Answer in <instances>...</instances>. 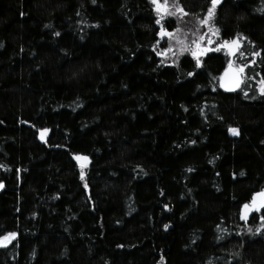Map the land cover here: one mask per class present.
<instances>
[{
	"label": "trees",
	"instance_id": "trees-1",
	"mask_svg": "<svg viewBox=\"0 0 264 264\" xmlns=\"http://www.w3.org/2000/svg\"><path fill=\"white\" fill-rule=\"evenodd\" d=\"M157 19L151 0H0V264H264V209L241 218L264 190V0H223L216 40L247 56L216 42L199 66L162 61ZM230 60L248 67L227 92Z\"/></svg>",
	"mask_w": 264,
	"mask_h": 264
},
{
	"label": "snow or ice",
	"instance_id": "snow-or-ice-1",
	"mask_svg": "<svg viewBox=\"0 0 264 264\" xmlns=\"http://www.w3.org/2000/svg\"><path fill=\"white\" fill-rule=\"evenodd\" d=\"M223 0H210V6L207 8L206 16L203 18H197L199 21V24L201 26L208 25L209 31L212 32L214 35L219 34L221 32V29L215 25L214 17L216 15V10L218 6L222 4ZM93 3H95V0H93ZM151 3L155 7V11L160 14V19L156 20V24L160 25V32L158 33L161 37H168L169 40H175L176 45L179 47V52L173 51V44L169 43V47L165 50L166 54L167 52H173V55L179 56L180 54L184 53L185 51H188L191 49V45L194 44L197 49H200V41L204 40L206 37L205 35H201L199 39L192 41L189 43L188 38L185 36L181 38L179 35H174L175 33H179L180 29H175L174 31H168L167 28L163 24H161V20L164 19L165 15H172L175 16L178 13L182 15H188V13L185 11L183 6L179 3V0H175V2L172 4L171 9L169 8L168 0H151ZM23 14V13H22ZM56 35H60L59 32L56 33ZM248 38L246 36H243L241 33H237L236 36L229 40L224 39L223 42L219 45V48H226L228 49L229 55L236 56L237 54L240 57H246L247 53L243 51V42L247 41ZM212 41L209 40L208 43H211ZM0 47H3L2 44H0ZM209 49H203L200 51H193V56L197 57V66H199V55L203 54V52L208 51ZM261 53L259 52H253L251 53L252 56H260ZM233 61H229L228 68L225 69L224 77H222L221 87L225 88L226 90L235 91L237 89H241L242 85L245 84V74L246 69L248 67V63H240L236 67H233ZM254 64V62H252ZM194 73L189 72L188 75L191 76ZM254 79V77H252ZM259 91L261 95H264V79L260 81V87ZM244 95L247 96L248 92L244 91ZM49 129H41V135L40 138L43 140L44 133L48 132ZM229 131L234 135H240V129L238 127H229ZM192 143H195L193 141ZM75 159L80 162L81 167V174L80 178L81 180L85 179L86 173L84 172L85 162L89 160V157L83 154H74ZM0 167H4V165H0ZM189 171H192V169H189ZM243 175V173H241ZM87 183H85V187H87ZM0 187H3L2 184H0ZM264 209V190H261L260 192L254 193L253 198L249 203H245L242 206V213L241 218L247 219L248 214L252 212L253 210H262ZM261 221L264 222V216L260 217ZM166 229L168 228V225L164 226ZM264 228V223L261 224L260 227L256 228V232H260L261 229ZM226 231V230H225ZM249 232H252L253 229L251 227L248 228ZM17 236V233L15 232H9L4 237H0V246H6L5 242H11L12 239H15ZM223 239V237H220ZM122 247V245H121ZM163 260V257L161 258Z\"/></svg>",
	"mask_w": 264,
	"mask_h": 264
},
{
	"label": "rangeland",
	"instance_id": "rangeland-1",
	"mask_svg": "<svg viewBox=\"0 0 264 264\" xmlns=\"http://www.w3.org/2000/svg\"><path fill=\"white\" fill-rule=\"evenodd\" d=\"M168 4H169V8L171 9V6L173 3L170 0H168ZM156 14H157V12H156ZM169 16L174 18V26L175 27L171 31H174L177 28L181 30L179 33L174 32V35H179V36H181V38L186 36L188 38L189 43L199 39V37L202 34L205 35V37H206L204 40L200 41V49H197L196 46L194 44H192L191 49L188 51H185L184 53L191 55V57H193V58L194 57L197 58L196 56H193V54H192L193 51H200L203 49H212L211 48L212 45H213V47L214 46L216 47L215 43L217 42V40H216L217 35H214L212 32L209 31L208 25L201 26L199 24L197 17H194V16L189 17V16H185V15H182L179 13L175 16H172V15H169ZM209 40H211L212 42L208 43ZM160 41L164 43V47L161 48V45H160V48L158 49L159 54L162 58V61L163 60H164V62L175 61L178 56L173 55V52H167L166 54H164L165 50L169 47V43L173 44V51L174 52H179V47L176 45L175 40L170 41L168 37H166V36L161 37L160 36ZM217 44H218V42H217ZM224 49H225L226 53H229L228 49H226V48H224ZM184 53H182V54H184ZM202 55L203 54L199 55V61H200V57ZM47 133L48 132L44 133V137H46ZM40 135H41V131L39 132V137H40ZM6 234L1 235L0 237H4ZM8 243L9 242H5V245H7Z\"/></svg>",
	"mask_w": 264,
	"mask_h": 264
},
{
	"label": "water",
	"instance_id": "water-1",
	"mask_svg": "<svg viewBox=\"0 0 264 264\" xmlns=\"http://www.w3.org/2000/svg\"><path fill=\"white\" fill-rule=\"evenodd\" d=\"M233 67H235V66H233ZM226 68H228V65L225 67V69H226ZM225 69L223 70V72L221 73V75H220L219 78H218V84H219V86L221 85L222 77H224ZM220 88H221L222 90H224V91L232 92V91H230V90H226L225 88H223V87H221V86H220ZM78 163H79V165H80V162H78ZM85 163H86V162H85Z\"/></svg>",
	"mask_w": 264,
	"mask_h": 264
}]
</instances>
